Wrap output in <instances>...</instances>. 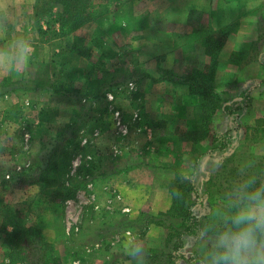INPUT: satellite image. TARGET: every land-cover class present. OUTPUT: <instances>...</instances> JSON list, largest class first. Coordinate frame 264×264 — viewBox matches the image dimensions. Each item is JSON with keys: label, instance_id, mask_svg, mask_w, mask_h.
<instances>
[{"label": "rangeland", "instance_id": "374dc122", "mask_svg": "<svg viewBox=\"0 0 264 264\" xmlns=\"http://www.w3.org/2000/svg\"><path fill=\"white\" fill-rule=\"evenodd\" d=\"M132 1L106 0L107 11L102 23L97 25L105 33L98 43L104 46L98 48L95 46L98 44L92 43L93 57L89 61L81 58L78 67L74 57L69 59L70 65H59L64 58L70 57L74 35L62 36L53 29L46 33L39 31L35 17L37 0L32 7L20 5L0 9V47L16 38L31 42V58L25 64L12 70L0 67V82H16L11 86L13 90L0 96L3 97L0 99V175L6 173L4 182L0 176V261L3 264H23L6 256L8 236L4 229L18 212L24 215L21 217L19 213L15 217L22 226L37 227L43 237L38 241L54 247V256L45 260L42 251L32 244L28 264L45 261L48 264H134L140 250L166 249L173 245L168 240L169 222L155 224L151 216L159 217L171 207L169 183L175 175L174 169L195 180L199 202L194 211L201 218L212 210L213 197L227 179V171L233 165L253 164L254 157L264 154V142L255 138L256 129L264 126V117L255 121L247 118L251 125L247 130L238 124L247 123L246 118L242 119L243 107L236 110L237 118L230 120V115L218 112L213 122L221 132L232 131L233 143L223 151H208L195 163L198 152H190L192 143L181 141L174 134L177 127L183 129L192 118L193 102L186 99L179 88L153 82L143 74L152 72L151 67L158 61H172L175 55L178 57L175 62L181 64L184 54L179 51L183 49L188 48L190 52L188 60H198L196 46L177 36V48L168 57L160 44L150 45L159 42L148 39L143 42V22L135 20ZM3 5L0 0L1 8ZM163 10L157 8L156 13ZM42 24L47 28L43 20ZM95 27L90 24L76 33L90 38ZM103 49L108 58L102 57ZM255 57L239 53L234 59L235 62L243 58L252 61ZM47 72L52 77L55 73L54 77L66 82L75 76L73 84L85 96L98 84L106 87L116 81H129L127 86L124 83L125 86L119 87L117 96L107 93L110 104L106 111L97 109L96 104L88 110V129H82L79 135L81 146H85L72 158V175L82 178L86 175L87 186L64 202L53 200L39 184L24 180L27 178L9 180L14 171L26 169L31 173L36 168L41 158V142L64 129L78 108L72 98L36 88L35 77L46 76ZM255 87L259 88L255 112L264 116V81L259 84V80L249 79L240 86L222 85L218 89L226 103L235 108L238 102L252 103L253 98L249 100L247 94L249 96ZM143 105L155 123L167 120V124L142 126ZM202 143L205 145L208 141L205 139ZM93 163L104 174L90 177L86 169L79 174L81 167ZM125 164L136 166L115 170ZM8 229H11L10 224ZM27 240L22 237L19 241L27 247ZM183 244L180 253L191 256L194 237H183ZM178 261L187 264L183 259Z\"/></svg>", "mask_w": 264, "mask_h": 264}, {"label": "trees", "instance_id": "16d2710c", "mask_svg": "<svg viewBox=\"0 0 264 264\" xmlns=\"http://www.w3.org/2000/svg\"><path fill=\"white\" fill-rule=\"evenodd\" d=\"M107 7L106 0H37L35 17L39 31L46 33L48 30L53 29V32L62 36L74 35V40L69 49L71 55L59 62V65H70L69 59L71 57H74L78 61L77 67L79 66L81 58H85L88 61L91 60L93 57V47L91 44H98L101 38H103L102 36L105 35L97 25L99 26L102 23V16L106 13ZM204 15L203 13L200 15L193 32L184 39L193 46H196L197 41L202 43L204 46L202 56H207L206 59L202 57L192 61L188 60L191 56L186 55L184 68L181 72H178L174 68L161 67V63L158 61L156 71L143 74L153 82L172 81L175 83L183 82L189 85V96L187 98L193 102V116L186 123V127L183 129L177 127L174 134L179 140L192 143L190 152H198L195 163H197L201 156L208 153V151H223L233 143V135L230 129L221 132L213 124L218 112H224L230 115V117L237 118L236 110L250 105V102H238L234 108L228 105L223 99L218 89V86L222 82V71L219 69L220 54L234 27L230 25L215 26L211 17L214 16V12L209 15V18L208 15ZM42 20L46 23L47 28L43 27ZM90 24L96 25L90 38L76 33L78 29ZM95 46L98 48L101 46L103 48L104 43ZM187 49L185 51L188 52ZM104 51L103 49L102 57L108 58L109 56ZM237 54L233 53V62H235L234 56ZM81 72H83L82 68ZM46 74L43 77L40 75L35 77L33 82L36 88L41 89L43 92H50L55 95L72 98L78 108L74 110V116L66 124L64 129L58 131L55 135H50L48 139L41 142V158L36 168L31 173L26 169L14 171L10 174L11 179L9 180H17L22 177L27 178L24 180H30L39 184L41 190L48 193L53 200L64 202L70 198H74L81 188H86L87 186L86 175L83 178L72 175V158L79 149L85 146V144L81 146L79 135L82 129H88V121L86 119L88 110L93 108V104H96L97 109L103 112L106 111L110 104L107 93L111 92L113 96H117L119 94V87L125 86V84L127 86L129 81H116L108 84L106 87H101L98 84L93 87L88 96H85L82 90L73 84V81L76 79L75 76L72 77V81L66 82L62 78L54 77L55 73H53V77L50 72ZM77 74L76 72L75 75L77 76ZM14 83L16 82H0V96L13 90L11 86ZM247 97L249 100L251 99L248 94ZM142 111L143 121L140 122L142 126L149 124L150 127H153L160 124V122L167 124V120L156 121L158 123H155L154 119L145 111L144 105ZM238 124L240 126L243 125L247 130L251 127L247 123ZM255 135V138H258L256 141L264 142V126L262 128L258 127ZM208 137H211V139ZM205 139L208 143L204 145L202 140ZM252 145H254V142H252ZM253 162L252 165L254 167L264 169V154L261 153L259 157L258 155L254 157ZM138 164L144 163L138 161ZM135 166L136 164H125L123 167H115V170H129ZM239 166L233 165L227 171V178L231 177ZM82 169H86V174L90 177L104 174V171H100L98 165L94 163L88 167H81L79 174ZM173 171L175 175L169 183V191L172 196L171 207L166 213H160L159 217L151 216V222L155 224L169 222L171 231L168 240L173 245L166 249L147 248L140 250L135 256L134 264H181L178 261L180 259L185 260L189 264L192 257V255L189 257L182 255L180 248L184 245L183 237L187 235L193 236L192 232L195 229V221L200 219L194 211V206L199 202V192L193 177L184 176L178 169H174ZM5 174L0 175L3 178V182L5 181ZM19 213L21 217L24 216L21 212H18L13 216V221L8 223L6 229H4L8 236V240L5 243L8 246L6 256L12 261L18 260L23 264H28L27 256L32 253V249L29 246L35 244L36 249L42 251L45 260L48 257H53L54 247L49 244L46 246L42 244L44 242L41 243V241H38L39 237L41 240L43 239L41 237V230L31 225L26 227L24 224L22 226L21 222L15 219ZM9 224L11 229H8ZM22 237L26 240L29 239V241L27 240V247L20 244L19 240ZM0 264H3V261H0ZM42 264H48V262L45 261Z\"/></svg>", "mask_w": 264, "mask_h": 264}, {"label": "crops", "instance_id": "0c3cea01", "mask_svg": "<svg viewBox=\"0 0 264 264\" xmlns=\"http://www.w3.org/2000/svg\"><path fill=\"white\" fill-rule=\"evenodd\" d=\"M2 1L4 5L2 8L0 6V9H4L5 7L12 9V7L16 8L20 5L32 7L35 3V0ZM131 4L135 20L143 22L142 31L145 30L146 36V38L145 36H141L143 42L147 39L159 42L150 43V45L160 44L159 47L168 53V57L177 48L175 38L177 36L186 38L193 32L195 24L198 23L197 20L199 19L196 17L197 14L199 16L203 13L209 17L214 12V16L211 17L215 26L230 25L234 27L220 54L219 69L222 71L223 84L221 82L218 88L222 85L240 86L249 81V79L259 80V84L264 81V0H133ZM157 8H164V10L156 13ZM159 22H163V25ZM166 24L168 25L166 26ZM196 49L199 58H202L204 50L202 43L197 41ZM239 52L246 55L254 54L258 59L256 60L255 57L254 60L250 61V59L246 60V58H243L240 62H233V53L237 54ZM180 53L184 54L183 62L186 55H190V52L185 51V49L179 51ZM203 58L206 59L207 56ZM177 59L178 57L175 55L172 61L163 60L161 61V67L174 68L178 72H181L184 68V63H176ZM156 69L157 64L155 67H151L152 72L156 71ZM157 83L169 84L173 89L179 88L181 94L188 99V84L172 81ZM258 87H255L250 92V97L253 98L252 103L241 109V112L243 111L242 119L246 118L247 124L250 122L247 118L255 121L257 118L264 117L262 114L257 115L255 112ZM2 98L0 97V99ZM249 113L253 116L250 117ZM229 119L231 120V117Z\"/></svg>", "mask_w": 264, "mask_h": 264}, {"label": "clouds", "instance_id": "9594fccd", "mask_svg": "<svg viewBox=\"0 0 264 264\" xmlns=\"http://www.w3.org/2000/svg\"><path fill=\"white\" fill-rule=\"evenodd\" d=\"M31 58V42L16 38L0 47V67L12 70ZM195 221L189 264H264V169L243 163Z\"/></svg>", "mask_w": 264, "mask_h": 264}, {"label": "built area", "instance_id": "2783aa9c", "mask_svg": "<svg viewBox=\"0 0 264 264\" xmlns=\"http://www.w3.org/2000/svg\"><path fill=\"white\" fill-rule=\"evenodd\" d=\"M117 114H118V112H117Z\"/></svg>", "mask_w": 264, "mask_h": 264}]
</instances>
